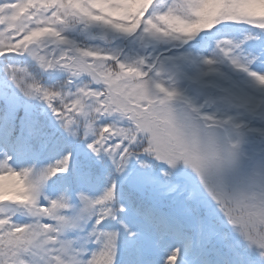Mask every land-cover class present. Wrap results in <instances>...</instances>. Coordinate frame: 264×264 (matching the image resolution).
<instances>
[{
    "label": "snow or ice",
    "instance_id": "1",
    "mask_svg": "<svg viewBox=\"0 0 264 264\" xmlns=\"http://www.w3.org/2000/svg\"><path fill=\"white\" fill-rule=\"evenodd\" d=\"M0 264H264V0H0Z\"/></svg>",
    "mask_w": 264,
    "mask_h": 264
}]
</instances>
